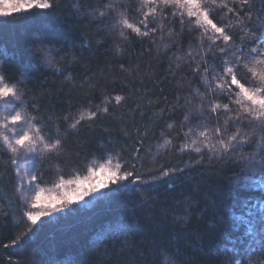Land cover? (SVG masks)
Listing matches in <instances>:
<instances>
[{
    "label": "trees",
    "instance_id": "16d2710c",
    "mask_svg": "<svg viewBox=\"0 0 264 264\" xmlns=\"http://www.w3.org/2000/svg\"><path fill=\"white\" fill-rule=\"evenodd\" d=\"M35 1L0 16V264H264V117L214 59L264 86V0H209L231 43L176 0ZM21 165L57 212L26 219Z\"/></svg>",
    "mask_w": 264,
    "mask_h": 264
},
{
    "label": "snow or ice",
    "instance_id": "6c2138e0",
    "mask_svg": "<svg viewBox=\"0 0 264 264\" xmlns=\"http://www.w3.org/2000/svg\"><path fill=\"white\" fill-rule=\"evenodd\" d=\"M177 3H183L184 6L188 9V16L195 18L198 15H203L204 20L208 25H211V27L214 29V34H218L217 39L222 40L226 43H231L232 41V33L231 31L223 26H217V24L213 23L212 20L209 18L210 16H216L219 17V13L217 12L216 8L209 2V0H203V3H201V0H176ZM0 5H3V8H0V16H11L14 13L21 11V10H28L32 7H39V8H48L50 5L47 3H36L35 0H0ZM208 8L209 11L201 13V8ZM4 9H8V11H5ZM219 23L222 25L224 22L221 20ZM131 27V25H128ZM262 47H264V44H262ZM223 55H228L227 51H224ZM219 59V63L215 64V67L219 70V75H223L225 80L230 83L232 86H238L240 95L247 100L264 104V86L256 85L255 88L250 90L248 87H245V83H241L238 79V74L241 72V67L238 64V61L233 58L229 61L232 65H235L236 67H228L227 64L223 61L222 58H214ZM258 63H264V61H257ZM225 69H227V72L225 74ZM235 71L236 74H233ZM71 77L69 76V79ZM260 79L264 81V75H261ZM247 82V81H246ZM255 83V82H253ZM221 95L227 98L228 96L233 95V92L225 88L222 90ZM15 96V92L13 89L8 87L0 88V97H3L4 99L11 98ZM116 100L120 101L121 97L116 96ZM187 119V117H186ZM20 120V115L17 113L15 116L12 117L13 124H16L17 121ZM217 129H214V131ZM41 131H45V129H41ZM49 140L51 141V133L49 130ZM28 139L26 135H21L19 139L15 141L17 145H24L25 141ZM15 151V149H13ZM200 149H197V152H199ZM101 172L107 171V169L101 168ZM132 171H135L133 169ZM132 171L128 172V175L124 176L123 178H120L117 176L116 173H111L115 179L111 181V183H116L120 185L117 189H109V192H116L122 190V188L126 187L124 184V181H128L129 183H135L137 180L140 179L139 174L134 176L132 180H129V177L132 176ZM164 175H168V173H164ZM159 179V177H156ZM142 183L147 184L148 181H141ZM97 187L93 188V192H97ZM81 198L85 195V193H81ZM109 193L105 192H99L98 195H95L93 199H101L103 197L108 196ZM88 203V202H86ZM29 219L35 222L36 217L35 216H29Z\"/></svg>",
    "mask_w": 264,
    "mask_h": 264
},
{
    "label": "rangeland",
    "instance_id": "374dc122",
    "mask_svg": "<svg viewBox=\"0 0 264 264\" xmlns=\"http://www.w3.org/2000/svg\"><path fill=\"white\" fill-rule=\"evenodd\" d=\"M0 8H3V5H0ZM4 10L8 11V9H4ZM0 88H1V86H0ZM2 101H6V99L3 98ZM2 101H0V103ZM7 101H10V100L8 99ZM1 112L2 111L0 109V113ZM15 141H14V144H16ZM11 145H13V144L11 143L9 146L11 147ZM98 174L100 175V172H98ZM18 176H19L18 177L19 184L22 186V189H23V191H21L23 196H26L25 190L26 189L28 190V193H27V195H29L28 197L25 198L21 195L22 200L24 201L26 199V201L28 202L27 208H33V207L41 208V209H28V212L26 213V219L28 221L33 222L32 220L29 219L30 215L36 217V220H35V222H36L39 218H41L46 213L49 215V214H53V213L57 212V210H58L57 206H59V202L61 201L60 198L56 197L55 195L50 196V195H43L39 192L37 193L36 192L37 190L35 188L36 184L34 183V179L32 178L30 172L28 171V169L25 166H23V165L20 166ZM96 176L97 175H95V174L91 175V177H94V180L96 179ZM109 176H111V174L109 172H107L106 175L99 178V180L96 181L95 184L98 183L102 178L108 179ZM103 183H104V180L100 184H97V186L93 184L94 187H97V189H98L97 192H95V193H98L99 191H101L103 189V187H104ZM75 187H76V185L73 186L72 188H75ZM77 190H79V189L77 188ZM91 192L94 193L93 189ZM81 193H83V192H81ZM81 193L71 192L69 199L71 201H81L83 199V198H81V195H80Z\"/></svg>",
    "mask_w": 264,
    "mask_h": 264
},
{
    "label": "clouds",
    "instance_id": "9594fccd",
    "mask_svg": "<svg viewBox=\"0 0 264 264\" xmlns=\"http://www.w3.org/2000/svg\"><path fill=\"white\" fill-rule=\"evenodd\" d=\"M243 101L246 103V107L244 109L245 112H247L250 115L258 114L261 117H264V104L256 103V102L244 99V98H243ZM260 127L262 130H264V121L260 122Z\"/></svg>",
    "mask_w": 264,
    "mask_h": 264
}]
</instances>
